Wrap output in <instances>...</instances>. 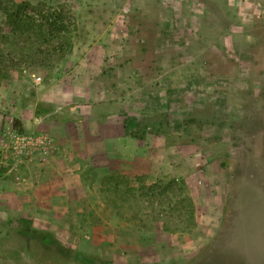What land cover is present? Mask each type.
<instances>
[{
  "label": "rangeland",
  "instance_id": "1",
  "mask_svg": "<svg viewBox=\"0 0 264 264\" xmlns=\"http://www.w3.org/2000/svg\"><path fill=\"white\" fill-rule=\"evenodd\" d=\"M81 263L264 264V0H0V264Z\"/></svg>",
  "mask_w": 264,
  "mask_h": 264
},
{
  "label": "trees",
  "instance_id": "2",
  "mask_svg": "<svg viewBox=\"0 0 264 264\" xmlns=\"http://www.w3.org/2000/svg\"><path fill=\"white\" fill-rule=\"evenodd\" d=\"M13 23L17 24L16 25L17 31H21V32L26 30V28L29 25V21L23 20L21 15H16L14 17ZM45 26L50 31L51 30L52 31H56V30L62 31L64 29V27L57 26L56 21L55 20L51 21L50 18ZM39 34L43 35L44 33L43 31H40ZM49 109L50 107L46 108V107H41L38 105V107H36V113L37 114L46 113L48 112ZM159 117H163L165 119L164 121L167 122L168 115L166 113H157L155 115L146 116L143 119H141L137 123L136 126H130L129 120H127L124 123V133L126 134V136H129L131 138H135L138 140H143L145 138H148L149 136L159 137L163 134L162 131L159 130L160 126H157V124L155 123L157 121V120L155 121V119ZM15 124L18 130L23 129L22 124L19 119H15ZM166 125L169 126V123L167 122ZM148 128H151V131H148ZM26 229L31 231L29 226H26ZM31 232H32V235H31L30 244L28 247L30 249L31 255L35 252L34 251L35 247L37 248V247H40V245L41 246L43 245L44 250L48 249L52 252H56L60 254L61 257H63L66 260H69L71 258L70 257L71 250L69 249V247L64 243L59 242V240L55 237L54 233H52L51 231L32 230ZM10 255H11L10 258L12 259L15 253L14 252L10 253Z\"/></svg>",
  "mask_w": 264,
  "mask_h": 264
},
{
  "label": "built area",
  "instance_id": "3",
  "mask_svg": "<svg viewBox=\"0 0 264 264\" xmlns=\"http://www.w3.org/2000/svg\"><path fill=\"white\" fill-rule=\"evenodd\" d=\"M15 131V130H14ZM15 148L19 147L18 155H36L40 160L45 161L50 148L53 149V139L46 134H23L15 131Z\"/></svg>",
  "mask_w": 264,
  "mask_h": 264
}]
</instances>
